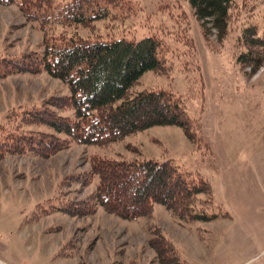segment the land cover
Here are the masks:
<instances>
[{"label": "rangeland", "instance_id": "1", "mask_svg": "<svg viewBox=\"0 0 264 264\" xmlns=\"http://www.w3.org/2000/svg\"><path fill=\"white\" fill-rule=\"evenodd\" d=\"M113 3L106 19L67 30L52 26L48 36L154 37L164 69L145 72L130 94L161 89L179 96L188 115L200 122L201 136L191 142L180 128L152 127L106 146L72 144L49 158L5 155L0 159V264H158L149 246L156 231L171 240L187 264H211L217 233L202 229L203 223H179L160 205L136 221L121 220L101 208L82 218L61 213L95 191L97 178L85 185L94 158L172 161L180 171L211 184L214 205L202 197L201 209L221 216L223 209L213 195L224 198L231 213L237 212V242L249 238L264 248V191L252 168V158L264 152V64L250 76L249 68L242 70L236 63L244 51L239 38L246 26H255L264 36V0H233L222 41L214 32L204 38L186 0ZM42 43L37 22L28 21L16 5H0V58L40 54ZM68 95L66 85L43 72L0 79L5 135H56L44 126L23 125L21 111L32 113L47 103L57 116L71 117L72 111L58 107L59 99ZM256 259L264 260V254L245 264Z\"/></svg>", "mask_w": 264, "mask_h": 264}, {"label": "trees", "instance_id": "2", "mask_svg": "<svg viewBox=\"0 0 264 264\" xmlns=\"http://www.w3.org/2000/svg\"><path fill=\"white\" fill-rule=\"evenodd\" d=\"M113 2L0 0L1 6L16 5L28 21L39 24L43 33L42 53L21 56L18 60L0 58V79L43 72L67 86L69 95L59 99L58 107L72 111L71 117L57 116L47 103L32 113L21 111L23 125L44 126L62 138L45 133L5 135L8 126L0 124V159L24 153L49 158L72 144L106 146L152 127L180 128L191 142L201 134L200 122L188 115L179 96L161 89L130 94L145 72L164 69L159 58L160 45L154 37L127 40L90 39L77 34L48 36V31L54 30L52 26L67 30L106 19ZM186 2L200 23L204 38L214 32L218 41L224 40L233 0ZM239 40L244 51L238 53L236 63L242 70L249 68L252 76L264 64V36L258 35L255 26H246ZM90 165L85 185L97 178L95 191L85 200L59 210L61 213L82 218L101 208L121 220L136 221L150 216L155 205H160L184 224L229 218L223 211L220 216L201 209L202 197L213 202L211 184L202 177L180 171L170 160L127 162L94 158ZM149 246L158 264H187L161 231L155 232Z\"/></svg>", "mask_w": 264, "mask_h": 264}, {"label": "crops", "instance_id": "3", "mask_svg": "<svg viewBox=\"0 0 264 264\" xmlns=\"http://www.w3.org/2000/svg\"><path fill=\"white\" fill-rule=\"evenodd\" d=\"M252 164L253 172L260 184V188L264 191V152L254 156ZM234 167L236 166L234 165ZM232 173L237 176V167ZM213 198L219 206L218 208L223 209L225 213L229 214V218H225V220L219 218L209 223H203L204 228L202 229L209 233H217L218 235L217 241L209 254L211 264H245L251 261L253 257L260 256L262 253L264 254V248L261 249V243L257 246L249 238L241 242L238 241L239 243L237 242V217H234L237 215V212L231 213L230 209L225 205L226 200L224 198L221 199L215 195H213ZM221 226H224L223 229ZM255 264H264V260L256 259Z\"/></svg>", "mask_w": 264, "mask_h": 264}]
</instances>
